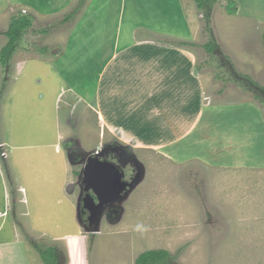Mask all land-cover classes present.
Instances as JSON below:
<instances>
[{"label": "rangeland", "instance_id": "rangeland-1", "mask_svg": "<svg viewBox=\"0 0 264 264\" xmlns=\"http://www.w3.org/2000/svg\"><path fill=\"white\" fill-rule=\"evenodd\" d=\"M50 1L33 0L32 3L39 11L47 12L51 7ZM239 1L240 3L236 1L238 9L235 15L228 14L226 10L230 0H219L214 10L212 27L221 53L217 50L210 53L205 49V44L211 41V34L205 30L203 12L198 9L195 0L190 2V13L195 19V38L193 43H188V47H191L189 49L195 55L199 72L204 76L208 104L213 105L208 110L206 107L204 109L207 110L205 121H208L205 125H211L206 146L176 145L161 154L154 150L136 149L100 127L99 131L97 130V133H100L98 140L95 141L94 131H91L90 137H85L81 130L83 122H79L81 110L78 109L73 117L68 115L65 122V128L72 130L66 142H71L73 152H79V156L74 158L76 165H73V181L69 184L74 186L78 199L69 200L62 192L61 180L68 181V168H72L70 159L64 158V155H56L54 150L45 149L44 160L33 162L29 171L39 172V175L53 172L52 178L48 179L47 194L40 197L27 195L31 211L30 219L28 217L26 220H32L37 230V236L27 234L28 238H23L27 254L31 255L30 259L27 261L23 257L13 258L6 264H45L39 250L51 247L58 251L57 264H135L142 253L161 249L168 250L174 255L178 254L180 264H264L262 147L254 144L251 138L248 142H237V145L241 146L233 148L232 155L223 152L220 154L226 163L240 161L239 170L216 171L206 164L207 160L211 165L212 163L215 165L214 162L220 163V158L217 159L219 146L216 147L217 151H214L216 145H212V150L208 141L218 139L217 134H222V138L225 133L235 135L237 130H242L244 117L248 113L240 112L241 109L238 107L226 111L225 107L228 105H223L226 103L225 100L237 104L252 101L259 106L261 112L264 111V24L244 16L247 12L254 14L263 12L261 15H264V0ZM238 12L243 15H238ZM15 14L27 12L17 9ZM69 14H56L34 20L33 28L24 36L18 50L32 56L46 52L53 58L52 54L58 49V42H62L61 37L58 39L59 33L65 36L70 32V25L63 26L66 23L64 18ZM74 16L71 20H74ZM10 23V18L0 22V33L6 32ZM0 43H8V38ZM11 63L16 64L15 61ZM15 66L11 65L12 68H9L6 74L0 62V90L4 88L2 101ZM60 69L59 65L55 67L57 71ZM27 70H31L37 76L27 73ZM55 74L51 67L40 63H35L34 66L30 64L28 69L21 73L24 77L14 84L13 102L7 105V119L19 117L21 106L27 111L30 109L31 112L42 113L45 105L49 111L42 121L48 129L46 132L37 133L38 125L31 121L30 116L24 115V120L22 118L20 123H15L16 118L14 119L13 133L23 131L35 139L48 137L47 144H50L49 137L52 135L51 131L55 129L56 111L62 109V116L64 106L57 108L50 99L52 96L45 95L41 99L43 86L34 82V79H44L46 75L52 77L54 81ZM233 92L238 94L232 95ZM25 100L28 101L30 108L23 105L22 101ZM70 105L67 107L68 111L73 110L71 108L73 105ZM260 115L264 117V113ZM219 121H223L222 129L220 125L218 126ZM198 133H195L193 140H196L195 136L200 135ZM85 139L87 145H90L86 149L78 145ZM91 141L95 142L91 144ZM14 142L25 146L33 144L17 138H14ZM262 143L263 141H259L258 144ZM247 144L256 146L255 155L246 154ZM0 145L3 146L0 148V154L10 156L11 162L9 149L7 153L1 140ZM99 145L104 151L120 150V156L128 164L127 168H124L126 177L131 176L133 168L134 172L137 168L142 169L143 177L120 202L99 209L95 220L88 222L81 210L80 200L83 194L81 182L87 180L83 173L84 162H80L82 161L80 154L91 153L95 147L96 150L99 149ZM20 156L19 152L13 155L16 162L13 171L17 179L24 180L29 173L21 172V167H17L22 163ZM192 157L199 158L200 161L175 162L192 160L190 159ZM2 160L5 162V159ZM41 161H44V164L40 163ZM3 171L7 174L4 163ZM8 182L11 183L8 201L15 207L13 218L16 220L17 209L20 210L22 204L21 193L15 189L12 177ZM87 193H90L88 196L92 195L91 190H86ZM37 202L42 206L41 211L37 210L39 206ZM115 212L119 213L118 219L113 218ZM73 235L77 238L70 237Z\"/></svg>", "mask_w": 264, "mask_h": 264}, {"label": "crops", "instance_id": "crops-1", "mask_svg": "<svg viewBox=\"0 0 264 264\" xmlns=\"http://www.w3.org/2000/svg\"><path fill=\"white\" fill-rule=\"evenodd\" d=\"M236 1L240 3L239 0ZM32 2L33 0H0V22L6 18L12 20L17 16V9L32 15L35 20L56 14L67 15L72 9H80L74 20L63 25H70L71 29L65 36L59 33L58 39L61 37L62 42H58V49L52 54L53 58L45 51L32 56L18 50L12 60L17 68L11 63L15 70L14 73L12 70L0 107V140L7 153L9 149L12 158L10 162V156H7L3 162L0 156V264H6L13 258L23 257L27 261L30 259L31 255L27 254L23 238H28L30 234L36 235L37 230L32 220H26L28 217L30 219L31 211L27 195L40 197L47 194L48 179L52 178L53 172L39 175V172L29 171L33 162L44 160L46 150H54L56 155H64V158L70 159L72 168H68V181L61 180L62 192L69 200L78 199L74 186H69L73 181V165H76L74 158L79 156V152H73L71 142H66L72 132L70 128H65L68 115L73 117L78 109L81 110L79 122H83L81 130L85 137H90L91 131H94L97 141L100 134L97 130L100 127L136 149L154 150L161 154L176 145L206 146L209 140L207 135L211 129V125H205L208 122L205 118L208 108L213 105L208 104L204 76L199 72L195 55L189 49L191 47H188V43H193L195 38V19L190 13L191 0H51V7L47 12L39 11ZM262 13L247 12L244 16L264 24ZM6 32L0 33V41L6 40ZM6 44L0 43V54ZM35 63L51 67L56 73L54 81L46 75L44 79H34V82L43 86L41 99L45 95L52 96L50 99L57 108L64 106L65 115L61 116L62 109L56 111L55 129L51 131L50 144H47L48 137L35 139L23 131L13 133V121L16 117L8 120L6 115L7 105L13 102L14 84L24 77L21 73ZM57 65L60 66V71L55 70ZM27 73L32 71L27 70ZM237 94L233 92L232 95ZM225 101L223 105H228L225 107L226 111L238 107L240 112L248 113L244 117L242 130H237L235 135L225 133L222 138V134H217L218 139L208 141L212 150V145H216L214 151L219 146L217 159L220 158V163L214 162L215 165L212 163V166L207 160L206 164L216 171L227 169L231 172L239 170L240 161L226 163L220 154L223 152L232 155L233 148L241 146L237 142H248L252 138L254 144L262 147L264 151V117L260 115L264 111L261 112L259 106L252 101L238 104L232 102L235 105ZM22 103L29 107L27 100ZM70 104L73 105V110L70 109L69 112L67 107ZM48 111L45 105L42 113L31 112L30 109L27 111L21 106V115L16 118L15 123H20L22 118L24 120V115L30 116L31 121L38 125L36 132H46L48 126L42 120ZM222 122L218 123L220 129ZM197 132L200 135L193 140ZM14 138L33 144L19 145L14 142ZM86 140L78 145L86 149L90 146ZM95 141H91V144ZM259 141L263 143L260 145ZM246 146L247 155L256 154L255 145ZM98 148L101 153L104 152L101 145ZM15 152L21 153L19 159L22 160L17 167H21V172L31 174H27L24 180L17 179L13 171L16 163L13 159ZM85 154H80L81 158ZM47 158L50 157L47 155ZM190 159L192 160L173 161L183 163L199 160L193 157ZM3 163L7 167V174L3 171ZM40 163L44 164V161ZM11 177L22 199L16 220L13 218L15 207L8 201L11 195V183L8 181ZM37 204V210L41 211V204ZM70 237L77 238L75 235Z\"/></svg>", "mask_w": 264, "mask_h": 264}, {"label": "trees", "instance_id": "trees-1", "mask_svg": "<svg viewBox=\"0 0 264 264\" xmlns=\"http://www.w3.org/2000/svg\"><path fill=\"white\" fill-rule=\"evenodd\" d=\"M198 9L204 14L205 30L211 34V41L205 44V49L212 53L215 50L220 52V47L217 45V41L214 35V30L212 27L213 15L216 5L219 0H195ZM81 5V4H80ZM77 7L74 12L69 14L64 22H69L74 15L79 11ZM237 3L235 0H230L227 6V12L230 15L237 14ZM35 18L30 14H19L14 16L11 20L10 26L5 33L8 38V43L2 49L0 54V62L5 69V73L11 66V62L17 53L20 43L24 36L28 33L30 29L34 26ZM6 82V81H5ZM254 83V82H253ZM257 85V84H256ZM4 89V88H3ZM3 89L0 90V104L2 102V96L4 95ZM259 97V96H256ZM42 259L45 264H57L59 261L58 251L55 247L47 248L44 250H39ZM135 264H180L178 254L174 255L168 250H150L142 253L136 260Z\"/></svg>", "mask_w": 264, "mask_h": 264}, {"label": "water", "instance_id": "water-1", "mask_svg": "<svg viewBox=\"0 0 264 264\" xmlns=\"http://www.w3.org/2000/svg\"><path fill=\"white\" fill-rule=\"evenodd\" d=\"M103 153H100V149H98L85 154V157L81 158L82 161H80L86 164L83 171L85 180L89 182L94 196L100 199L97 206L93 207L92 212H95L96 209H103L108 204L120 202L143 177V170L139 169L134 180L131 182L122 181L124 165L120 161L115 163L103 160L101 158ZM115 213L113 218L118 219L119 213ZM96 217L97 215L94 214L92 220L94 221Z\"/></svg>", "mask_w": 264, "mask_h": 264}, {"label": "flooded vegetation", "instance_id": "flooded-vegetation-1", "mask_svg": "<svg viewBox=\"0 0 264 264\" xmlns=\"http://www.w3.org/2000/svg\"><path fill=\"white\" fill-rule=\"evenodd\" d=\"M119 153H120V150L110 149L108 151H104L103 156L101 158L103 160H107V161H111V162H115V163H116V161L117 162L120 161L121 164L124 165V167H126L128 164L123 161V158L120 156ZM124 167H122V168H124ZM125 169L123 170V174H122L123 175V179H122V181L131 182L132 180H134L135 174L137 173L138 168H137L136 172H134L135 171L134 168L131 170L132 172L130 173L131 176H129V178L126 177ZM81 184L83 186V188H82L83 194H82V197H81V200H80L81 201V207H82L81 210L83 211L85 219L88 222H90L93 219V215L94 214H96V215L98 214V211H99L98 209H96L95 212H92V209H93L94 206H97V204L99 203L100 199L98 197H95L93 192H92V195H90V196H88L90 193L86 194V190H88V191L92 190L88 181L87 182L83 181V182H81Z\"/></svg>", "mask_w": 264, "mask_h": 264}, {"label": "built area", "instance_id": "built-area-1", "mask_svg": "<svg viewBox=\"0 0 264 264\" xmlns=\"http://www.w3.org/2000/svg\"><path fill=\"white\" fill-rule=\"evenodd\" d=\"M0 148H3V146L0 145ZM1 155H2V156H1ZM0 156H1V158H3V159H6V158H7V155H6V154H3V153H1ZM85 165H86V164H85Z\"/></svg>", "mask_w": 264, "mask_h": 264}, {"label": "clouds", "instance_id": "clouds-1", "mask_svg": "<svg viewBox=\"0 0 264 264\" xmlns=\"http://www.w3.org/2000/svg\"><path fill=\"white\" fill-rule=\"evenodd\" d=\"M84 169H85V162H84Z\"/></svg>", "mask_w": 264, "mask_h": 264}]
</instances>
